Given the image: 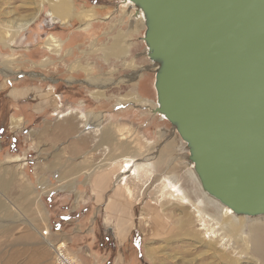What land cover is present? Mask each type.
Wrapping results in <instances>:
<instances>
[{
    "label": "crops",
    "instance_id": "0c3cea01",
    "mask_svg": "<svg viewBox=\"0 0 264 264\" xmlns=\"http://www.w3.org/2000/svg\"><path fill=\"white\" fill-rule=\"evenodd\" d=\"M127 21L133 29L130 17ZM110 44L101 60L109 65L108 77L117 64L132 69L124 58L136 44L120 47L122 53L112 48L119 43ZM28 52L24 59L22 51L13 56L0 41V206L6 214L2 228L13 238L8 242L32 245L27 264H56L47 241L64 244L79 264H150L142 260H152L147 234L164 240L171 228L161 217L152 220V213L149 220L137 218L133 178L114 186L115 175L125 173L120 167L134 157L131 141L118 137V119L128 127L124 115L130 109L120 113L124 105L111 100L108 89L101 94L106 86L89 70L63 66L44 46ZM144 58L152 64L147 47ZM81 92L85 99L74 97ZM88 102L92 108L86 110ZM108 105L111 110L103 108ZM143 211L141 217H147ZM16 255L22 264V254Z\"/></svg>",
    "mask_w": 264,
    "mask_h": 264
},
{
    "label": "water",
    "instance_id": "95a60500",
    "mask_svg": "<svg viewBox=\"0 0 264 264\" xmlns=\"http://www.w3.org/2000/svg\"><path fill=\"white\" fill-rule=\"evenodd\" d=\"M145 16L157 107L203 189L264 216V0H124Z\"/></svg>",
    "mask_w": 264,
    "mask_h": 264
},
{
    "label": "rangeland",
    "instance_id": "374dc122",
    "mask_svg": "<svg viewBox=\"0 0 264 264\" xmlns=\"http://www.w3.org/2000/svg\"><path fill=\"white\" fill-rule=\"evenodd\" d=\"M63 4L66 5L68 12L61 17L53 8ZM133 7L132 3H123V0H0V41L13 56L22 51L23 59L26 58L24 54L29 53L32 46L37 50L44 46L54 60L63 62V66L89 70L90 76L102 78L101 84L103 83L106 88L101 91V94L108 89L106 94H112L110 99L115 98L120 105H124L119 108L120 113L125 108L130 109L129 114L124 115L128 127H123L124 122H121V117L118 119V137L120 142L130 140L133 146L131 153L134 156L133 161H135L139 175L134 177L125 174V178L126 181L129 177L133 178L137 218L138 215L142 216L145 209L147 217L140 216L141 220H149V214L151 219L152 213V220L161 217L162 223L171 228V236H166L164 240L158 237L153 240L150 233L147 232L146 251L152 260L143 257V261H150V264H231V262L232 264H264V261H261L257 255L252 254L254 252L252 243L248 241L250 228L247 223L242 228L245 233H241L242 244L246 245L244 248L237 239H231L232 243L227 242V245L223 244L224 231L220 229H217V237L212 241L209 239L204 241L202 236L205 231L198 219L193 216L194 212L190 208L187 210L192 213L190 218L192 224H188L184 230L176 224V220L180 218L179 211L182 207L179 202H173L163 195L162 180L164 176L170 174L174 179H178L183 190L194 189L190 176L191 171H189L192 170V163L189 160L187 145L181 140L172 125L164 117L152 114L153 109L157 106L156 69L154 62L151 61L152 64H150L147 58H144L146 44L143 38L146 26L143 17L145 16L142 12L138 15L139 17L136 16ZM53 15L55 18L52 19ZM128 17L133 23L131 25L134 26L133 29L129 25L130 22H124V19ZM32 18L35 20L27 30L19 33L11 31L9 25L12 23L16 24ZM129 30L130 32L135 31L127 35ZM113 42L119 43L120 47L126 49L132 44L137 46H134L135 50L130 56L124 58V61L128 60L133 63V68L126 67L125 62L117 64L113 67L116 74L108 77L106 72L110 71L109 65L101 60L106 53L109 55V51L105 50ZM17 49L20 52L16 51ZM142 55L145 61L139 60ZM97 65L98 67H96ZM23 70L30 71L29 69ZM62 70L59 68V71ZM75 75L81 78L85 76L83 72H78ZM134 75L136 79H134ZM113 85H118V87L111 88ZM131 85L135 90H130ZM135 96L137 98H134ZM74 97L86 98L84 92ZM90 103L88 102L86 110L92 108L89 107ZM110 105L103 108L111 110ZM93 119L91 117V121ZM85 122L87 121L85 120ZM130 124H133L134 127ZM126 164L127 162L123 163L119 172L125 170ZM118 175L114 177L115 187L118 184L127 183L125 180H120L121 174ZM186 207L188 208V206ZM5 215L2 213V206H0V264H20L21 258L16 254H22V264H27L28 256L33 253L32 245L24 244L21 247V245L8 242L13 238L6 235L2 228V224L6 222L3 220ZM259 218L264 220V216L248 217L247 219ZM207 224L209 223L207 222ZM211 226L213 224H210ZM138 231L141 233L140 229L134 232L136 243L140 242L137 236ZM144 232L146 233V231ZM193 234L203 240L193 238ZM158 235L152 234V236ZM243 249L247 251L244 252ZM224 254L231 257H228L229 261L228 259L224 260L227 258Z\"/></svg>",
    "mask_w": 264,
    "mask_h": 264
},
{
    "label": "bare ground",
    "instance_id": "6f19581e",
    "mask_svg": "<svg viewBox=\"0 0 264 264\" xmlns=\"http://www.w3.org/2000/svg\"><path fill=\"white\" fill-rule=\"evenodd\" d=\"M68 3H71V2H68ZM123 3H132V2H130V1L126 2L123 0ZM132 4L134 5L133 9L135 10L136 16H138L141 11L138 10L137 6L134 3H132ZM71 8H73V7H71ZM53 9L54 10L56 9L57 14H60L61 16H65V14L68 12L65 4H63L62 6H57L56 8H53ZM142 16H143V14H142ZM143 19L145 22L146 21L145 17H143ZM34 20H35V18H32L30 20L17 22L16 24L12 23L11 25H9V24L8 25L11 28V31L19 33L21 31L27 30L29 28V26L34 22ZM56 45H58V44L56 43ZM112 48H113V50L115 49L114 50L115 52H118V53L123 52L121 50L120 46H118L117 44H114L112 46ZM154 64H155L154 65L155 69H157L158 65L156 63H154ZM134 98H137V96H135ZM154 109L152 111L153 112L152 114L159 115V114L154 113ZM159 116H162V115H159ZM164 119H166V118L164 117ZM124 169H125L124 170L125 173L120 175V178H121L120 180L126 181V178H125L126 175L125 174H129V175L134 176V177H138V175H139L137 172V167L135 166V161H128V163L125 165ZM189 171H191V173L190 172L189 173H190L191 179H192L194 187H195L194 189L192 188L189 190L188 189L183 190L177 181L178 179L177 180H176V178L174 179L170 174H169L170 176L169 175L164 176L163 180H162L163 181V187L162 188L164 190V191L162 190L163 195H165V197H168V199L173 201V202H179L181 207L183 208V209L181 208V210L179 211L180 212L179 213L180 218L178 217L179 219L176 220V224L180 228H182L183 230L188 224L189 225L192 224V219H190L192 216V213H190V210H191L194 212L193 216L198 219L199 223L201 224V227H203V230L205 231V234L202 236V238H204V241H205V239H209L210 241H212V239L217 237V229H220V230L224 231V235H223L224 238H223L222 242H224L223 244L227 245V242L232 243L233 239H237L238 243L242 244V241H241L243 238V237H241V233L243 232L242 228H243V226H246L245 224L247 223L249 225V228H250L249 229V237L251 239V240L249 239L248 241L252 243V250L254 252L252 254L257 255V257H259L261 261H264V220L261 218L249 220V219H247L248 217L236 215L231 209L224 206L218 199H216L215 197H213L212 195H210L208 192H206L203 189L201 181H200V179H199V177L195 171L193 163H192V170H189ZM141 177H142V175H141ZM186 206H188V208ZM189 208H190V210H187ZM207 222L209 224H207ZM210 224H213V226L210 227ZM189 232H190V230H189ZM243 233H245V232H243ZM186 234H190V233H186ZM193 238H196L198 240L201 239L199 237H196L195 235ZM202 240L203 239H201L200 241H202ZM243 241H245V240H243ZM243 243H245V242H243ZM242 245H243V248L246 247V245H244V244H242ZM229 247H230V245H229ZM227 250L230 251V249H227ZM243 250H244V252L247 251L245 249H243ZM249 250H251V249H249ZM244 252H242V253L244 254ZM225 254H224V256L227 258H224V260L226 261L228 259V261H229L230 259L228 257H230V256H227ZM231 264H232V262H231Z\"/></svg>",
    "mask_w": 264,
    "mask_h": 264
},
{
    "label": "built area",
    "instance_id": "2783aa9c",
    "mask_svg": "<svg viewBox=\"0 0 264 264\" xmlns=\"http://www.w3.org/2000/svg\"><path fill=\"white\" fill-rule=\"evenodd\" d=\"M114 182H115V178H114ZM43 235L44 237H46L48 235V231H44ZM47 244L54 253V259L56 264H79L76 259L70 256L64 244L57 245L49 241H47Z\"/></svg>",
    "mask_w": 264,
    "mask_h": 264
}]
</instances>
